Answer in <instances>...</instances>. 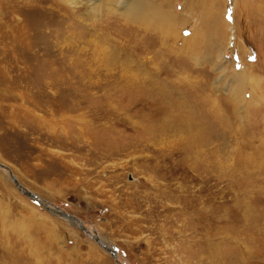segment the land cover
Here are the masks:
<instances>
[{"label":"rangeland","instance_id":"obj_1","mask_svg":"<svg viewBox=\"0 0 264 264\" xmlns=\"http://www.w3.org/2000/svg\"><path fill=\"white\" fill-rule=\"evenodd\" d=\"M208 2L0 0L1 263L264 264V0Z\"/></svg>","mask_w":264,"mask_h":264},{"label":"bare ground","instance_id":"obj_2","mask_svg":"<svg viewBox=\"0 0 264 264\" xmlns=\"http://www.w3.org/2000/svg\"><path fill=\"white\" fill-rule=\"evenodd\" d=\"M220 2H222V0H212V2L209 4L208 2V6L209 8L211 9V7L213 6H218L220 4ZM206 3V2H205ZM221 5V4H220ZM209 8L207 9V12L209 14V16H211V13L210 12L211 10H209ZM226 10V8H225ZM138 11V7L134 10L135 13H137ZM223 12V11H222ZM220 13H221V10H220ZM226 13V11H225ZM133 14V13H132ZM207 14V15H208ZM235 14V13H234ZM225 15V14H224ZM204 35H202V32H198V31H195V30H191V33L186 37V39L189 38L188 40V48L187 50L189 51L188 53H192L193 55L196 54V50L199 46V44L203 41V38ZM68 47V46H67ZM71 52V51H70ZM184 53V52H183ZM61 54V53H60ZM192 54H189V55H192ZM64 55V54H63ZM199 56V55H198ZM199 58V57H198ZM192 59V58H191ZM102 62V65L104 66V63L102 60H100ZM99 61V62H100ZM98 62V65L100 66L101 65V62L99 63ZM98 66L97 68H92L91 70L96 72V70H98ZM124 69V68H123ZM245 69V68H244ZM125 70H128V68H125ZM235 70V69H234ZM254 71V70H253ZM241 73L237 72L236 70L234 71V75L236 76H241V78H238L237 80V85H238V88L239 90H244L242 94L245 93V86H247V89L250 90V97L249 98H252L254 97L253 94H257L256 91V86H257V78H256V75L253 74L252 72H246V69L242 71H240ZM124 70L121 71V80L125 81L126 83H132L133 80L132 78H129V77H126L123 75ZM58 81V80H57ZM52 86V84H51ZM53 91V90H52ZM56 91V90H55ZM236 91V90H235ZM54 92V91H53ZM25 95V94H24ZM60 96V95H59ZM241 96L238 91L236 93H232L230 94L229 96V104L232 106L233 108V112L236 113V110L238 108V104H239V97ZM57 99V98H56ZM244 101L247 100L246 97L243 95V98H242ZM251 100V99H250ZM71 101V100H70ZM58 105V104H57ZM72 105V104H70ZM183 101L180 100V101H177L175 102V111L171 112L170 113V117H174L176 120H177V123L180 124V128L178 129L179 132H182L183 134V139L185 142L183 143H187L190 148H193L194 152L199 154V151L197 150L200 143H201V132H200V126H201V123H204V122H201L200 121V118H197L196 115L194 113H191L190 110H186L185 108H183ZM83 107V106H82ZM71 110V109H70ZM69 110V111H70ZM52 111V110H51ZM68 111V112H69ZM81 111V110H80ZM91 111V110H90ZM94 111V110H93ZM211 113H215L216 115H214L215 119L219 121V124L221 126H225L227 125V121L225 122V120H219L218 117L220 118V115L221 112L217 110V108L215 109L214 107L211 106ZM215 111V112H214ZM28 113L29 116H31L32 118H36L38 119L37 117H34V115H32L31 113H29L28 111L26 112ZM79 114V113H78ZM92 114V113H91ZM80 115V114H79ZM83 115V114H82ZM77 116V115H76ZM88 116V115H87ZM71 117V119H70ZM47 118V117H46ZM58 121H63V122H73V121H76V122H83V118L84 117H81L78 118L77 120L74 119L72 116H70V114H67L66 112L65 113H62L59 115L58 117ZM223 119V118H222ZM39 120L41 121V119L39 118ZM161 121V120H160ZM42 122H43V118H42ZM148 124V123H147ZM146 124V125H147ZM149 126V125H148ZM146 126V127H148ZM159 126H162V124H159V123H155L154 122V125L152 124V126L147 130L148 134L153 137L154 135L157 134L158 130H159ZM63 127V130L65 129L66 130V126H62ZM83 130V128L81 127L80 128V132ZM72 131V130H71ZM76 132V131H75ZM68 133V132H67ZM83 133V131H82ZM69 135V133H68ZM205 136V134H204ZM207 137V136H206ZM203 138V137H202ZM182 144V143H181ZM184 146V145H183ZM200 148V147H199ZM211 152V151H210ZM212 154V153H211ZM205 156V155H204ZM203 159V158H202ZM196 161H198L196 159ZM203 161V160H202ZM210 165V164H209ZM212 165V164H211ZM72 222H75L77 223L78 221L76 219L72 220ZM0 244H1V241H0ZM3 245V244H2ZM2 250V249H1ZM3 253V252H2ZM2 257V256H1ZM5 258V257H4ZM3 258V260H4ZM7 260V259H6ZM8 261V260H7ZM6 261V262H7ZM0 264H3L0 262ZM6 264V263H5ZM212 264H213V260H212Z\"/></svg>","mask_w":264,"mask_h":264},{"label":"water","instance_id":"obj_3","mask_svg":"<svg viewBox=\"0 0 264 264\" xmlns=\"http://www.w3.org/2000/svg\"><path fill=\"white\" fill-rule=\"evenodd\" d=\"M26 193H28L27 191H26ZM61 216H63V217H66V218H68L69 220H74V219H76L74 216H72V215H70V214H68V213H66V212H62V211H60V210H56ZM75 223V222H74ZM75 224H77L78 225V223H75ZM82 230H85V227L83 226V224H81V222L79 221V225H78ZM95 239L98 241V242H100L101 243V245L104 247V248H106L107 250H109L110 252H112L113 253V255H114V257L116 258V253L107 245V244H104L102 241H100V239L99 238H97V237H95ZM119 261V260H118ZM121 264V263H120Z\"/></svg>","mask_w":264,"mask_h":264},{"label":"crops","instance_id":"obj_4","mask_svg":"<svg viewBox=\"0 0 264 264\" xmlns=\"http://www.w3.org/2000/svg\"><path fill=\"white\" fill-rule=\"evenodd\" d=\"M219 12H220V11H219ZM219 12H218V13H219ZM207 14H208V13H205V15H207ZM207 17H209V15H208ZM222 34H223V31L221 32V35H222Z\"/></svg>","mask_w":264,"mask_h":264}]
</instances>
